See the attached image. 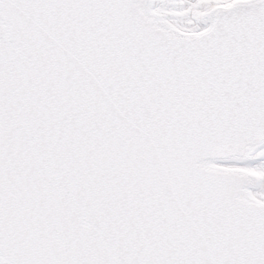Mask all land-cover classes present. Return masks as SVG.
Segmentation results:
<instances>
[{"label":"snow or ice","instance_id":"1","mask_svg":"<svg viewBox=\"0 0 264 264\" xmlns=\"http://www.w3.org/2000/svg\"><path fill=\"white\" fill-rule=\"evenodd\" d=\"M0 264H264V0H0Z\"/></svg>","mask_w":264,"mask_h":264}]
</instances>
